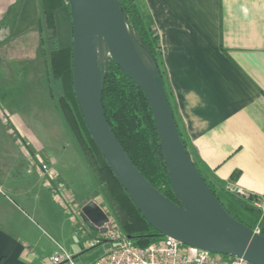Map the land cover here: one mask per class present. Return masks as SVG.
Wrapping results in <instances>:
<instances>
[{
	"label": "crops",
	"instance_id": "0c3cea01",
	"mask_svg": "<svg viewBox=\"0 0 264 264\" xmlns=\"http://www.w3.org/2000/svg\"><path fill=\"white\" fill-rule=\"evenodd\" d=\"M144 3L160 33L179 116L200 158L226 184L263 197L264 0ZM40 17V0H0L3 79L19 73L27 82L34 75L48 82ZM48 143L0 103V264H49L52 255L36 257L41 227L34 216L43 220L52 204L62 221L74 223L59 194L69 191L77 202L100 205L94 174V182L73 180L67 165L79 170L77 160L50 154Z\"/></svg>",
	"mask_w": 264,
	"mask_h": 264
},
{
	"label": "water",
	"instance_id": "95a60500",
	"mask_svg": "<svg viewBox=\"0 0 264 264\" xmlns=\"http://www.w3.org/2000/svg\"><path fill=\"white\" fill-rule=\"evenodd\" d=\"M73 28V84L93 140L147 221L164 236L214 253L264 264V235L232 216L199 172L184 145L163 77L134 41L119 0H69ZM101 52H105L100 59ZM145 93L158 129L176 204L135 166L113 133L103 104L109 59ZM92 228L105 213L92 200L83 209ZM105 230V229H103Z\"/></svg>",
	"mask_w": 264,
	"mask_h": 264
},
{
	"label": "trees",
	"instance_id": "16d2710c",
	"mask_svg": "<svg viewBox=\"0 0 264 264\" xmlns=\"http://www.w3.org/2000/svg\"><path fill=\"white\" fill-rule=\"evenodd\" d=\"M136 44L156 65L172 105L180 136L199 172L224 208L251 228L259 225L264 235V215L244 197L226 189L200 158L179 116L167 78L162 42L153 15L144 0H119ZM40 35L52 97L88 165L96 176L104 201L124 232L141 246L163 237L144 217L117 179L93 140L79 107L73 84V28L69 0H40ZM103 104L110 127L127 155L144 177L164 195L183 205L174 192L156 122L142 89L112 58L103 72Z\"/></svg>",
	"mask_w": 264,
	"mask_h": 264
},
{
	"label": "rangeland",
	"instance_id": "374dc122",
	"mask_svg": "<svg viewBox=\"0 0 264 264\" xmlns=\"http://www.w3.org/2000/svg\"><path fill=\"white\" fill-rule=\"evenodd\" d=\"M25 78L26 76L18 73L15 74L12 77V81H10L8 79H3L0 74L1 105L9 110V112H18L34 133L43 139H47L49 142L48 151H50V154H67L71 158L73 157L77 160L79 170H75V166L71 167V165H67L70 175L74 177H71L73 180L76 179L80 183L94 182L95 175L93 176V171L66 125L56 100L52 97L46 76L44 79L41 75L39 79V75H34V79L28 82L24 81ZM64 144L67 149L65 151L63 149ZM81 170L82 174H80ZM96 182H98L97 178ZM97 184H99V182ZM78 185L79 183L77 186ZM83 188L86 189V187L80 186V188H78L80 191L77 190L80 201L85 196L84 193H81ZM97 191L101 192V188L97 189ZM59 197L62 199V193ZM98 198L99 204L108 209L111 213L107 203L104 201L102 193L101 197ZM72 200L74 204L77 203L76 207L72 208V210L66 209V211L73 217L79 215L78 217L80 219H76L74 223L67 219L62 221V216H60V213L52 204L44 210L43 213L45 217L43 220L34 216V220H36L41 227L40 253L36 256L37 258L46 260L63 248L74 256L79 264H86L104 251V246L99 245L94 248H87L85 246L90 238V229L85 224L83 209L88 202H77L75 199ZM82 226L85 227L87 233L83 234V232L80 231L79 234H77L76 231ZM193 255L194 253L190 254V256Z\"/></svg>",
	"mask_w": 264,
	"mask_h": 264
},
{
	"label": "built area",
	"instance_id": "2783aa9c",
	"mask_svg": "<svg viewBox=\"0 0 264 264\" xmlns=\"http://www.w3.org/2000/svg\"><path fill=\"white\" fill-rule=\"evenodd\" d=\"M42 169L45 172L49 171L48 166L45 164L42 165ZM226 189L244 197L250 196L241 187L234 184H226ZM252 196L254 197L252 200L253 205L259 208L264 215V196ZM61 200L67 210L76 207L68 192L63 195ZM98 206L105 213L107 220L102 226L89 228L90 238L85 246L94 248L100 245L104 246L105 249L95 259L86 264H253L242 257L224 256L223 254L183 244L170 236H163L145 246L138 245L135 239L122 230L112 212L110 213L108 209L101 205ZM75 217L77 219L78 215H75ZM254 229L260 232L259 225ZM80 231L83 234L87 233L83 226L79 227L76 233L79 234ZM191 253H194V255L190 256ZM49 264L79 263L74 256L62 248L61 251L51 256Z\"/></svg>",
	"mask_w": 264,
	"mask_h": 264
},
{
	"label": "bare ground",
	"instance_id": "6f19581e",
	"mask_svg": "<svg viewBox=\"0 0 264 264\" xmlns=\"http://www.w3.org/2000/svg\"><path fill=\"white\" fill-rule=\"evenodd\" d=\"M104 56H105V52H101L100 55H99L100 59H103Z\"/></svg>",
	"mask_w": 264,
	"mask_h": 264
}]
</instances>
